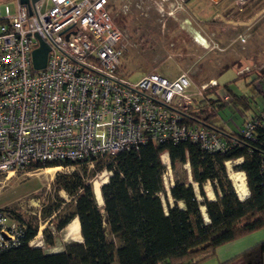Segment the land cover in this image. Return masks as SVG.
<instances>
[{
  "label": "built area",
  "instance_id": "obj_1",
  "mask_svg": "<svg viewBox=\"0 0 264 264\" xmlns=\"http://www.w3.org/2000/svg\"><path fill=\"white\" fill-rule=\"evenodd\" d=\"M0 3L5 4L0 18V175L37 171L52 162L72 163L55 166L71 172L76 162L90 160L93 167L94 159L139 150L150 141L191 140L209 152L229 148L215 131L185 122L184 112L195 99L188 73L173 80L158 73L136 81L123 75L127 44L109 0ZM41 41L49 51L45 67L36 69L33 52ZM209 86L220 85L212 79L202 91ZM223 98L228 101V94ZM258 126H264V107L240 132L252 137ZM163 155L171 174L168 153ZM185 167L189 170L188 163ZM24 229L0 212V250L20 245ZM35 238L29 244L44 247L43 238Z\"/></svg>",
  "mask_w": 264,
  "mask_h": 264
},
{
  "label": "trees",
  "instance_id": "obj_2",
  "mask_svg": "<svg viewBox=\"0 0 264 264\" xmlns=\"http://www.w3.org/2000/svg\"><path fill=\"white\" fill-rule=\"evenodd\" d=\"M223 89L229 95L228 101L216 91L215 97L187 108L184 120L222 136L229 145L225 152H209L191 140L176 144L150 141L139 150H123L94 159L93 167L89 166L90 160L76 162L73 171L56 174V190L66 192L70 201L58 197L45 213L53 228L46 226L42 232L46 246H54L60 232L78 218L82 240L65 243L60 252L32 246L29 242L37 236L39 222H29L5 207L0 212L12 215L25 229L20 245L0 250V264H200L213 257L219 246L264 230V126H258L252 137L240 132L244 124L239 131L226 129L219 122L221 109L231 103L246 114L253 110V98L235 93L228 84ZM165 152L174 172V183L169 189L172 203L164 186ZM238 158L242 162L234 168L245 172L249 189L243 200L225 166L226 161ZM186 163L190 177L177 172ZM69 164L72 163L52 162L40 167ZM102 171L111 172L108 181L101 185L103 208L95 199L91 181ZM193 182L198 185L201 200ZM207 182L215 199L205 193ZM240 256L245 264H264V239Z\"/></svg>",
  "mask_w": 264,
  "mask_h": 264
},
{
  "label": "rangeland",
  "instance_id": "obj_3",
  "mask_svg": "<svg viewBox=\"0 0 264 264\" xmlns=\"http://www.w3.org/2000/svg\"><path fill=\"white\" fill-rule=\"evenodd\" d=\"M109 2L114 23L125 35L127 49L120 71L127 78L136 81L145 74L158 73L173 80L186 72L191 78L189 92L195 98L194 107L202 99L215 97L216 91L226 96L227 91L223 89L226 83L232 85L235 93L256 99L254 108L262 105V93L248 85V82L264 75V0ZM9 8L11 12L14 11L12 4H9ZM4 14L5 4L0 3V18ZM212 79L217 80L220 86H209L206 87V92L202 91L201 86ZM234 108L230 103L221 109L219 122L222 125L225 121H231L235 126L242 123V117ZM236 164L240 163L226 161L228 177L229 172L242 171L234 168ZM165 166L164 186L169 202L172 203L169 189L174 183V172L171 169L169 174L167 165ZM47 169L50 167L18 172L8 178L0 175V209L8 207L29 222H39L36 242L41 238L44 240L42 231L46 226L53 228L45 215L46 211L54 206L58 197L70 201L66 192L56 190V174L64 171L60 168L46 171ZM177 172L181 176H189V171L184 166ZM109 176V172H98L91 177V181L93 184L102 181L106 183ZM243 176L246 182V175ZM193 185L201 200L198 185L195 182ZM207 188L213 194H208ZM204 190L208 198L215 199L210 182L204 185ZM162 199L167 207V200L163 195ZM103 205L104 203L99 206L103 208ZM63 230L54 246H46L44 242L46 251L60 250L65 243L72 241Z\"/></svg>",
  "mask_w": 264,
  "mask_h": 264
},
{
  "label": "crops",
  "instance_id": "obj_4",
  "mask_svg": "<svg viewBox=\"0 0 264 264\" xmlns=\"http://www.w3.org/2000/svg\"><path fill=\"white\" fill-rule=\"evenodd\" d=\"M252 79H253V81L252 80L249 81L248 85H250L251 87L254 86L255 90H257L259 93H262V95H263L262 105L260 107H257V108L253 107L252 108L253 110L247 111L246 114L241 113L240 109L235 107L234 109L237 112H239L240 117H242V119H241L242 123L241 124H237L235 126V125L232 124L231 121H227V122L225 121L223 126L226 129H229L231 131L232 130L239 131V129L241 128L242 124L245 123L244 121L246 119L248 120L255 112L260 111L264 107V84H263L264 83V78H259V79L252 78ZM226 84H228L229 87L232 89V87H231L232 85H230L229 83H226ZM252 103H256L257 104L256 99H253ZM252 106H253V104H252ZM188 171H189V177H190V168H189ZM247 189H248V186H247ZM248 195H249V189H248ZM241 200H243V199H241ZM201 209H202V207H201ZM206 217H207V215H206ZM263 239H264V230H258V231H255L253 233H250V234H247L245 236H242V237H240L238 239H235V240H233L231 242L225 243V244L219 246L216 249L215 255L213 257H211L210 259L205 260V262H203V264H222L224 262H227L228 264H245L244 259L240 255L245 250H247L250 247L254 246L255 244L259 243ZM74 241H76V240H74ZM62 250H63V247H62V249L54 251V252H60Z\"/></svg>",
  "mask_w": 264,
  "mask_h": 264
},
{
  "label": "bare ground",
  "instance_id": "obj_5",
  "mask_svg": "<svg viewBox=\"0 0 264 264\" xmlns=\"http://www.w3.org/2000/svg\"><path fill=\"white\" fill-rule=\"evenodd\" d=\"M162 161L165 164L168 162L165 155L162 156ZM54 168L57 169L58 167H50V169H47L46 171H50ZM229 177L233 183V186H234L238 196L241 199H245L248 196V189H247V185L245 182V177L243 176L242 172H229ZM103 183H105V181L94 182V184H93V192L95 195V199L99 205L103 204V199H102V195H101V185ZM207 193L213 194V192L209 188H207ZM202 212L204 214V217L207 219L204 206H202ZM64 230H65L64 234L66 235V237H68L72 240H76V241L82 240V236H81V232H80V223H79L78 218H74L70 223H68V225L64 228Z\"/></svg>",
  "mask_w": 264,
  "mask_h": 264
},
{
  "label": "water",
  "instance_id": "obj_6",
  "mask_svg": "<svg viewBox=\"0 0 264 264\" xmlns=\"http://www.w3.org/2000/svg\"><path fill=\"white\" fill-rule=\"evenodd\" d=\"M22 3L30 4V2H35L37 0H20ZM49 51V46L41 41L40 47L34 50L33 52V63L36 69H42L46 65L47 53Z\"/></svg>",
  "mask_w": 264,
  "mask_h": 264
}]
</instances>
